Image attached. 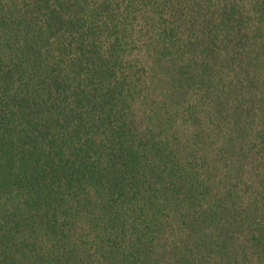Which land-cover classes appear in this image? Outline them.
<instances>
[{
	"label": "trees",
	"instance_id": "obj_1",
	"mask_svg": "<svg viewBox=\"0 0 264 264\" xmlns=\"http://www.w3.org/2000/svg\"><path fill=\"white\" fill-rule=\"evenodd\" d=\"M0 264H264V0H0Z\"/></svg>",
	"mask_w": 264,
	"mask_h": 264
}]
</instances>
